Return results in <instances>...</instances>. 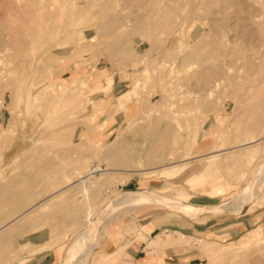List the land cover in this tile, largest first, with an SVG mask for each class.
Returning <instances> with one entry per match:
<instances>
[{"label": "rangeland", "instance_id": "rangeland-1", "mask_svg": "<svg viewBox=\"0 0 264 264\" xmlns=\"http://www.w3.org/2000/svg\"><path fill=\"white\" fill-rule=\"evenodd\" d=\"M109 1L21 0L26 8L10 14L5 0H0L2 31L8 32L7 24L15 20L20 40L15 48L0 52V68L16 88L14 98L6 94L8 107L0 108V225L32 209L1 231L0 264H13L18 256L29 253V241L38 235L54 244L64 241L65 253L56 264H65L69 247L85 232L89 216L97 220V241L89 252L81 248V258L74 264H84L86 258L85 264H264V226L240 232L238 227L245 225L237 224L241 218L250 222L264 218V138L248 147L234 146L264 133V126L250 127V107L257 103L264 110V14L256 40L242 35L236 46L229 47L237 53L220 55L226 78L204 94L205 105L201 106V97L188 93L197 88L196 78L169 76L175 81L171 90L162 79L161 61L177 56L178 46L167 39L170 29L151 25L153 36H160L159 49L151 51L147 63L135 65L134 60L150 51L151 42L140 32L132 34L128 26L118 32L120 22L105 32L101 28L122 7L129 8L119 15L130 21L129 12L141 17L152 2L162 0H113L115 10ZM256 4L264 10V0ZM196 13L191 9L183 15L185 30L201 27ZM156 17L161 22L162 14ZM234 20L233 16L229 23ZM234 27L229 28L235 36L241 28ZM110 34L120 35L121 41L113 44ZM168 46L174 50L172 55L164 51ZM131 53L132 62L127 58ZM254 58L257 66L248 65L247 60ZM128 63L139 71L131 73ZM146 65L150 74L142 76L134 90L138 98L128 99L116 111L117 96L132 87L133 77ZM254 71L262 81L245 93L240 86L252 82ZM96 75H112L114 81L109 85L103 77L97 88ZM236 99L241 104L238 110ZM195 131L199 142L194 139ZM203 137H208L206 142ZM187 152L192 157L189 163L206 167L205 178L198 183H188L199 171L189 164L174 174L161 171L163 165L180 161ZM205 152L211 155L202 158ZM93 166L109 171H96V182L86 191L79 181L65 187L62 195L49 198L68 175L77 177L75 173H87ZM53 168L62 171L55 174L57 179L51 174ZM21 181L28 186L15 187ZM247 189L253 193L243 202ZM130 191L153 193L157 200H121ZM8 195L18 198L14 214L12 202L5 200ZM119 202L123 207L117 209ZM178 203L204 210L192 215ZM60 204L61 208L55 207ZM61 217L70 223H50ZM228 231L232 235H220ZM161 233L164 244L148 246V239ZM208 239L225 248L202 253L199 246ZM118 248L113 258L99 263L102 252Z\"/></svg>", "mask_w": 264, "mask_h": 264}, {"label": "bare ground", "instance_id": "bare-ground-1", "mask_svg": "<svg viewBox=\"0 0 264 264\" xmlns=\"http://www.w3.org/2000/svg\"><path fill=\"white\" fill-rule=\"evenodd\" d=\"M19 1H21V0H5V6L7 7V10L9 9L10 14H11V10H14V13H17V12H22L26 8L25 4H21V3H19ZM124 1H126V0H124ZM134 1H136V0H134ZM256 1H258V0H162L159 2L154 1V2H152V7L150 9L145 7L146 13L141 17L140 16L135 17L134 15H132L133 13L130 14V12H129L128 15H131L130 21H128L126 18H124V16L122 17L121 15H119L120 13L125 14L124 12L129 7L127 5H125L128 7V8H125V7L118 5L119 7H122L123 9L121 8L120 11L116 14L114 12H112L114 15H112L111 18H108V21L106 22L104 27H101V28H103L104 32H105V31L111 30L115 26L116 22H120L119 25L116 24L117 25L116 28H117L118 32L119 31L121 32V30H123V29L125 30V28L128 26L127 28L131 31L132 34L140 32V34L144 38H147L151 42L150 51L147 52L146 54H142L141 57L139 58V60L132 59V57H133L132 53L129 55V57L127 56L129 61L132 62L134 60L133 64H135V65L138 64L139 62L140 63H143V62L147 63V60L150 56L151 51H153L155 49L156 50L159 49V41H160L159 37L160 36H157V37L153 36L154 30L151 27V25L152 24L154 26L156 25L155 26L156 29L159 26H162L166 30L170 29L171 31L168 32L170 35L167 39L170 42V45H171V43L172 44L175 43V45L178 46L175 49L176 52L174 53L177 56L176 55H175L176 57L173 56L175 58L172 60L163 59V61H161L159 66H160V73L162 75V79L163 80H164V78L166 79V82L169 83L168 90H171V88L175 82V81L171 80L173 77L180 79V78H178V76L179 77L185 76L184 79H186L188 81L190 79L196 78L198 84L194 83V85L197 86V88L196 87H194L193 89L191 88L188 93L195 92L194 95H197L198 98L201 97V100L198 99V101H199V104L201 106H203V105H205L204 94L207 91H209L210 89H212L214 86H217L220 83H222L223 80L226 78L224 75L225 74V70H224L225 66H222L220 63V60H219L222 58V57L220 58V55L225 54L226 56H229V55H233L234 53H237L229 47L233 44H235L234 46H236L237 43L240 42L239 39L242 35H245V36L247 35L249 38V41H253L256 38V31H257V28L260 26L261 17L264 14V10L261 11L260 9H257ZM131 2H129V4H131ZM109 3H110V1H109ZM121 3H122V1H121ZM147 3L150 4L149 2H147ZM110 4H111L110 8H112L113 0L111 1ZM124 4H126V3H124ZM216 4H218V6L220 5L219 10H215V9L213 10V7ZM133 6H135V5H133ZM143 6H145V5H143ZM139 8H140V6H139ZM112 9H114V7ZM191 9L192 10L195 9V11L197 12L196 17L200 21V26H201L199 28H195L193 31L185 30L183 28V26H184L183 20H185L184 18H186L183 15L190 12ZM242 12H247V14L245 13L243 15ZM152 13H153V15H152ZM161 14H162V20H161V22H159V19L156 16L161 15ZM211 14L212 15L216 14L217 16L222 15V16L221 17H211ZM233 16L235 17L236 21L234 20V22L231 24L229 22ZM0 17H2V15ZM4 18H5V16H3L2 19L4 20ZM0 24H1V22H0ZM231 25H236L237 28H241L238 35L234 36L231 34L232 32L230 30H231V28H233V27L229 28ZM236 27H234V28H236ZM6 29L8 32H6L4 34L2 31V30H4V28H2L0 25V52H2L3 50H6V49L15 48L17 45L20 44V40H18L16 37V34H17V32H19V29L16 28L15 20L9 22L7 24ZM103 29H102V31H103ZM102 31L100 32L101 34H102ZM104 32H103V34H104ZM110 37L112 38V41H114L113 44L119 43L121 41L120 35L110 34L109 38ZM167 39H165V40H167ZM23 41H24V39H23ZM123 41L126 42V39H124ZM128 44H130V42ZM111 45H112V43L110 44V46ZM124 47L126 48L127 45ZM128 47H130V46H128ZM172 49L173 48H170L168 46L164 51L167 55H172V52H174V50L172 51ZM114 50H116V52L118 51L116 48ZM162 50H163V48L161 49V52H162ZM170 52H171V54H169ZM116 54H120V53H116ZM238 54H239V51H238ZM177 58H179L178 64H177ZM134 62H136V63H134ZM247 63H248V65L253 66V67L257 66V60L255 61V58H254V60L248 59ZM129 64L130 63H128V65ZM135 65H131L130 69H128V70L132 71L131 73L139 71ZM132 66L133 67L135 66V67L133 68ZM258 68H260V66H258ZM155 69H157V68H155ZM4 71L5 70L3 68H0V86H3V89L0 92V108L1 107H8V105L5 104L6 94H9L11 98H14L15 94H16V88L13 86L12 79L10 80L9 76L7 78L6 74H4ZM155 72H157V71L155 70ZM149 74H150V68L146 65L141 70L140 75H137V76L135 75L133 77L132 87L123 91L122 93H120L117 96V99L115 102V110L116 111H121L123 106L126 105L128 99H130V101L132 102L138 98V92L134 93V90L139 86V84H140L139 82H140V80H142V76L147 77V76H149ZM98 75H96V79H95V83L98 86L97 88H101V78H103V77L105 78V80L107 81V83L109 85H111L114 81V78L112 75H107L106 77L104 75H102V76L101 75L98 76ZM169 76L172 78H170ZM4 77H5V79L3 81L2 79ZM237 77L238 76H236V78ZM254 77L252 78L251 83L244 84L243 86H240L244 90L245 93L256 88V86H257L256 81H260V82L262 81L259 78H256V72L254 73ZM231 79H233V78H231ZM1 80L3 82H1ZM83 83H85V82H83ZM165 96H166V94H165ZM145 97H146V95H145ZM190 98H191V95H190ZM261 99L263 100V97ZM191 102H193V100ZM240 105L241 104H240L239 99H236L237 110L239 109ZM250 108H251V111L253 114L251 117V120H250L251 121L250 127H252V128L263 127L264 126V110H262V107L260 106V104H257V103L253 104ZM238 117H239V115H238ZM58 122H60V121H58ZM197 138H198L197 132L195 131V133H194L195 141H197ZM207 138L208 137H203V140L206 142ZM263 138H264V133L259 138L250 137V140L248 142L243 143V144H239V145H234V146L248 147L253 142H258L259 140H261ZM224 139L225 138H223V136H222L223 141H224ZM197 142H199V140ZM219 150L223 151V149H219ZM228 150L229 149H226V152H228ZM184 155H183L182 159H180V161H173L170 164L163 165V167L161 168V171H163V173L170 175V173L174 174L178 169H182L189 164L190 166H193V168L195 170L198 169L199 171H198V175H197L198 177L189 179L188 183L193 184V183H198L202 179L204 180V178H205L204 170L206 168L205 165L203 166L202 163H199V164L189 163L188 162L189 159L192 158L189 155V152L185 153ZM210 155L205 152V153H203L202 158H206L207 156H210ZM59 168L61 170L63 169V167H59ZM59 168H53V171L51 172V174L55 175L59 171ZM55 169L56 170L58 169V170L54 171ZM108 169L109 168H101L100 166H95V167L93 166L87 173L86 172L84 173L81 171L75 173L74 176H77V177H73V176L71 177L68 175V178L65 181L64 185L60 188L64 187V189H65V187H68L69 185H71V186L75 185V183L81 181L83 183V186H84V191H86L90 184H92L93 182H96V171L102 170L103 172H106V171H109ZM154 170L156 171V170H158V168H156ZM53 172H55V173L53 174ZM60 173H62V171ZM57 177L58 176L55 175V176H53V179H55V178L57 179ZM66 177H67V175H66ZM27 186H28L27 182L21 181L15 187L21 188V187H27ZM178 187L180 188V185ZM5 188H7V186ZM252 193L253 192L250 189H247L243 193L241 200L243 202L249 201L251 199ZM2 195H3V193H2ZM27 197H28V195H27ZM50 197H53V195L52 196L50 195L49 198ZM143 198H148L150 200H157V197L155 194H153V193L151 194V193L143 192V191H130V192L124 193L121 197V200L138 201V200H142ZM5 200L12 202L13 210H12L11 214H14L15 213L14 211H16L17 207H18V202H17L18 198L11 197L10 195H8ZM45 200H47V198L44 199L42 202H44ZM20 204H21V202H20ZM119 204H120V202H119ZM121 205H122V203L120 205L116 204L115 208H117V209L122 208L123 206H121ZM178 206H179V208L184 209V211H186L187 213L192 214V215H198L199 212H203V210H204V208H201V207L195 208V207L183 205L181 203H178ZM105 209H106V211H109L110 203L106 206ZM31 210H32L31 208L26 209L22 213H20L19 215H16V216L10 218L7 222H4L3 224H1L0 225V233L2 230L4 231V229L6 227H8V226L10 227V225L13 222H16V220L24 218V215L28 214ZM96 225H97L96 217L92 218L91 216H89L88 221H87V225L85 226V232L83 234L79 235L75 239V241L73 242L72 246L69 247L70 250L69 249L68 250H69L70 257L69 258L67 257L68 259L66 258L67 261L65 264H74L75 261L77 259H79V257H80L79 251L81 248L82 249H83V247L87 248L88 252L92 250V248L96 244L95 242L97 241V239H96V234H97L96 233L97 232ZM86 233H87V236H85ZM161 235H162V233L157 235L155 238L152 237V238L148 239V241H147L148 246L157 247L159 245H163L165 241H164V239H162ZM97 238H98V236H97ZM95 239H96V241H94ZM199 247L202 250V253H207V254L213 253L215 251L218 252V250L221 251L225 248L222 245H220L214 241H211L209 239L203 241ZM120 248H118L116 250L114 249V251H112V252H102L97 260H99V263H100L101 261H104L106 259L113 258L116 254L119 253ZM2 253L3 252H1V249H0V257H2V255H3ZM150 253L151 252H148L147 256H149ZM87 259L88 258H86V261H87ZM86 261H85V263H86ZM79 264H80V262H79Z\"/></svg>", "mask_w": 264, "mask_h": 264}, {"label": "crops", "instance_id": "crops-1", "mask_svg": "<svg viewBox=\"0 0 264 264\" xmlns=\"http://www.w3.org/2000/svg\"><path fill=\"white\" fill-rule=\"evenodd\" d=\"M64 191V188H60L58 191H56V194L52 195H59V193L62 195ZM54 197V196H53ZM50 197V198H53ZM61 204L55 207H60ZM62 207V206H61ZM60 207V208H61ZM63 217L59 218L60 220L52 221L51 224H68L70 223L69 220H62ZM238 218V217H237ZM238 225L244 224L245 226L238 227L240 232L245 231H252L253 229H256L257 226L263 225L264 226V218L263 220H257L250 222L249 220H246L245 218H241L238 220ZM233 231H228L226 233H222L220 235H232ZM30 246L32 250L29 253L21 254L18 256L14 261L13 264H56L58 262L59 257H63L65 251L64 248V241H61L58 244H54L52 242V239L45 238L43 236H35L30 241Z\"/></svg>", "mask_w": 264, "mask_h": 264}]
</instances>
